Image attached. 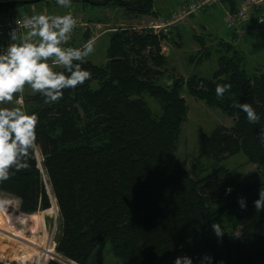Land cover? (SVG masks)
<instances>
[{
    "label": "trees",
    "instance_id": "1",
    "mask_svg": "<svg viewBox=\"0 0 264 264\" xmlns=\"http://www.w3.org/2000/svg\"><path fill=\"white\" fill-rule=\"evenodd\" d=\"M76 2L113 4L135 17L154 13L153 0H71ZM34 4L41 7L37 11L49 13L57 11L42 7L60 6L57 0L3 4L0 18L30 11ZM242 26L264 24H257L253 13ZM107 32L106 61L82 63L91 79L65 89L54 103H45L39 93L25 95V109L38 117L36 149L41 160L35 150L29 168L11 170L10 179L0 182V191L18 199V209L25 214L56 202L60 226L55 251L77 264H107L90 261L102 240L109 242L121 264H175L178 256H190L198 264L205 254L213 257L211 264H264V211L254 207L264 186V145L257 138L264 125V70H246L243 52L220 39L210 78L172 75L171 83L158 84L155 78L166 71L161 40L167 35L133 26ZM193 37L204 46L199 36ZM211 54L204 50L196 61ZM217 84L232 87L221 98ZM183 86L232 118L229 127L216 125L199 134L197 150L212 164L195 176L176 153L186 116ZM145 94L158 102L159 112L152 111ZM239 103L252 105L260 117L257 124L235 106ZM239 152L259 167L261 176L243 180L220 163ZM229 186L232 191L226 195ZM241 197L247 202L244 210L238 203ZM226 215L233 216L229 226ZM213 223L221 225L222 238L215 235ZM237 232L239 237L233 235ZM47 264L64 263L50 259Z\"/></svg>",
    "mask_w": 264,
    "mask_h": 264
},
{
    "label": "rangeland",
    "instance_id": "2",
    "mask_svg": "<svg viewBox=\"0 0 264 264\" xmlns=\"http://www.w3.org/2000/svg\"><path fill=\"white\" fill-rule=\"evenodd\" d=\"M167 3L174 0H164ZM179 1V0H178ZM180 5L165 15L166 8L162 7L159 1L155 8H162L161 19L147 15H139L137 19L126 16L124 9L113 5H90L76 2L74 9H69L78 15L81 21L72 32L71 39L67 46L82 47L86 38L95 37L94 51L86 59L95 64H103L106 61V50L109 44V32L107 30L118 27L123 23L124 27L141 26L143 30H152L154 33L163 32L166 38L161 40V52L167 58L166 71L162 67L154 66L155 70L163 73L155 78L158 84H167L171 81V76L176 78H187L198 75L210 78L216 69V47L220 39L235 45L236 49L243 52L245 57V68L253 71L259 68L264 70V27H250L245 34H236L231 38V34L224 23L223 15L217 6L209 7L196 16H189L182 22L164 27L153 28L152 25L164 23L175 13ZM182 2V3H181ZM167 3L165 6H167ZM38 4L29 6L28 10H37ZM65 11V12H68ZM21 12V11H20ZM159 12V11H158ZM64 13V12H60ZM145 27V28H144ZM241 27V26H239ZM236 27V28H239ZM247 27V26H245ZM248 29V28H247ZM193 36H199L204 41V46L200 45ZM200 49V50H198ZM212 51L210 58L197 62L198 54L203 51ZM191 56L193 62L189 61ZM96 85V83H94ZM29 86H25L22 94H17L15 99H22L25 108L24 97L31 94ZM181 95L186 104V116L181 124V130L177 139V156L180 163L190 172L192 176L209 171L212 160L203 157L197 150V139L200 133H209L216 125L229 127L232 118L224 114L217 107H210L204 101L191 95L185 86L181 89ZM149 107L154 112H159L158 102L148 95L143 96ZM11 107L13 105H0V107ZM36 157L41 160L39 150L36 149ZM226 167L234 171L238 178L243 180H253L261 176L259 167L248 162L242 152L226 157L222 162ZM47 184V180H46ZM51 200V198H50ZM233 216L224 217L225 225H230ZM60 217L57 205L34 213H21L18 209V199L14 196L0 191V261L6 264H47L49 257L40 253L37 247H46L49 241H56L59 234ZM238 230V229H237ZM46 236V237H45ZM35 244L33 246L29 243ZM47 243V244H46ZM48 252H54L56 258L64 264H77L60 258L55 247L49 244ZM32 253L30 262H21L20 259ZM103 261L107 264H121L120 260L112 255L109 250L107 240L100 241L94 248L90 261Z\"/></svg>",
    "mask_w": 264,
    "mask_h": 264
},
{
    "label": "clouds",
    "instance_id": "3",
    "mask_svg": "<svg viewBox=\"0 0 264 264\" xmlns=\"http://www.w3.org/2000/svg\"><path fill=\"white\" fill-rule=\"evenodd\" d=\"M57 3L65 8L71 6V0H57ZM16 23L20 25L19 21ZM77 24L71 12L25 17L22 27L26 31L12 29L8 46L0 51V105H13L0 107V182L10 179L13 169L16 172L28 169L37 147L38 117L24 108L22 99H15L17 94H22L25 86H29L32 93L45 98V103H54L62 99L65 89L91 79V73L82 68V63L93 53L95 38H90L82 47L67 46ZM231 87V84H217L216 95L222 98ZM235 106L247 114L250 123L259 122L260 117L251 104ZM257 138L264 145V125ZM231 191L229 186L226 195ZM238 203L242 210L247 208L243 197ZM254 207L258 213L264 211V186ZM211 227L218 238L223 237L224 230L219 223ZM233 235L239 237L240 233ZM212 260V256L205 254L198 264H211ZM175 264H193V259L178 256Z\"/></svg>",
    "mask_w": 264,
    "mask_h": 264
},
{
    "label": "built area",
    "instance_id": "4",
    "mask_svg": "<svg viewBox=\"0 0 264 264\" xmlns=\"http://www.w3.org/2000/svg\"><path fill=\"white\" fill-rule=\"evenodd\" d=\"M224 0H186L182 3V5L175 10V13L171 14L170 18L167 19L164 23L162 22L160 25H152L153 28H159L164 27L165 25H173L177 24L179 22H182L185 18L189 16H196L203 10L220 5ZM73 14V16L77 19L78 24H81L80 18L78 15H75L72 11H68ZM68 12L60 13H49L45 10H30V11H21L18 14H8L4 15L0 18V51H3L7 46V40L9 38V33L12 29L17 28L18 32H25L26 30L23 29L22 24L25 17H30L34 14H40V13H47L50 15H63ZM256 13V23L257 24H264V22H261V20H264V0H240V2L237 4V6L231 10H225L223 14V20L225 23V26L228 29H233L239 26H242L244 24H248L252 18V14ZM17 21L20 22V25H17ZM76 26V27H77ZM75 27V28H76ZM74 28V29H75ZM134 29L142 30L141 26H133ZM145 28V27H144ZM73 29V30H74ZM46 237V236H45ZM32 247L36 246L35 244H32L29 242ZM48 243V244H47ZM46 247H37L40 253L44 254L45 256H48L49 259L56 258L54 252H48L49 247H51L49 244L52 245V247H55V242L52 241L50 243L47 242ZM33 256L32 253H29L25 257L21 258V262H30L31 257ZM25 262V263H26Z\"/></svg>",
    "mask_w": 264,
    "mask_h": 264
},
{
    "label": "crops",
    "instance_id": "5",
    "mask_svg": "<svg viewBox=\"0 0 264 264\" xmlns=\"http://www.w3.org/2000/svg\"><path fill=\"white\" fill-rule=\"evenodd\" d=\"M159 1L161 2V4H163L161 6L167 9L165 15H168L172 10L176 9L180 5V0L179 1L178 0H174L172 2L169 1L168 3L166 1H164V0H153V2H154V6H153L154 13L150 14V15L156 17V18H153L154 20H157V18L161 19L162 15H164V14H161L162 13V8L161 9L155 8V7H157L156 4ZM239 2H240V0H224L220 5H217V7H218L217 9L219 10V12H221V15H223L225 10H231V9L235 8ZM166 3H167V6H165ZM75 5L76 4H71L70 7L65 8V7H61V6H56V5L50 4L49 6H45V7H42V8L46 9V10H49V11L65 12V11H68L69 9H71V10L74 9ZM40 8L41 7H38L37 9H40ZM15 11H17V10H14V12ZM20 11H25V10H19L18 12H20ZM126 16H130L131 18L137 19V17L133 16L132 14H127ZM119 26H124V24L123 23H119ZM250 29H251L250 26H247V27L241 26L239 28L230 29L229 33L231 34V38H233L234 35H236V34H245ZM92 38H95V37H92ZM9 42H10V39L7 40L8 44H9Z\"/></svg>",
    "mask_w": 264,
    "mask_h": 264
},
{
    "label": "water",
    "instance_id": "6",
    "mask_svg": "<svg viewBox=\"0 0 264 264\" xmlns=\"http://www.w3.org/2000/svg\"><path fill=\"white\" fill-rule=\"evenodd\" d=\"M39 1H42V0H8V1H5L4 3L0 4V6L3 4H9V3H16V4L38 3ZM107 1L108 0H106V2ZM169 83H171V81ZM169 83H167V84H169Z\"/></svg>",
    "mask_w": 264,
    "mask_h": 264
},
{
    "label": "bare ground",
    "instance_id": "7",
    "mask_svg": "<svg viewBox=\"0 0 264 264\" xmlns=\"http://www.w3.org/2000/svg\"><path fill=\"white\" fill-rule=\"evenodd\" d=\"M67 260V259H66ZM67 261H69V260H67ZM72 262V261H71Z\"/></svg>",
    "mask_w": 264,
    "mask_h": 264
}]
</instances>
